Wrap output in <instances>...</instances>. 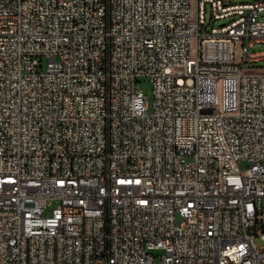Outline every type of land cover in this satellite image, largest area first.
I'll use <instances>...</instances> for the list:
<instances>
[{
	"label": "built area",
	"instance_id": "2783aa9c",
	"mask_svg": "<svg viewBox=\"0 0 264 264\" xmlns=\"http://www.w3.org/2000/svg\"><path fill=\"white\" fill-rule=\"evenodd\" d=\"M256 42L264 0H0V264H264Z\"/></svg>",
	"mask_w": 264,
	"mask_h": 264
},
{
	"label": "rangeland",
	"instance_id": "374dc122",
	"mask_svg": "<svg viewBox=\"0 0 264 264\" xmlns=\"http://www.w3.org/2000/svg\"><path fill=\"white\" fill-rule=\"evenodd\" d=\"M233 2L237 1V2H246V1H250V0H231ZM207 20L209 22H214V20L212 19L211 16V11H210V7H207ZM223 20H218L215 22V25H218L222 22ZM258 47H264V42H256L255 45L253 46V50H256ZM251 65L254 66H264V59L258 60V61H254L251 63ZM138 84L140 86V88L142 89V91L144 92V94L147 96V101H148V105L149 107H152L153 105V100H154V93H153V83L151 81V79L147 76H141L138 78ZM247 165V162H241V167L245 168ZM59 201L56 199L53 200H49V204L48 207L46 209V215H51L53 209L58 205ZM257 241H259V239H257ZM153 253L156 256V263L159 264V259L160 257L158 255L162 254V250L161 249H155L153 250Z\"/></svg>",
	"mask_w": 264,
	"mask_h": 264
}]
</instances>
